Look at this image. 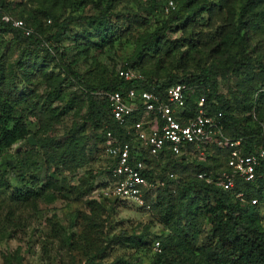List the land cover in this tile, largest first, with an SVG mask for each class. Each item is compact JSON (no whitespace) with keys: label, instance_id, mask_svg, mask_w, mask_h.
<instances>
[{"label":"trees","instance_id":"obj_1","mask_svg":"<svg viewBox=\"0 0 264 264\" xmlns=\"http://www.w3.org/2000/svg\"><path fill=\"white\" fill-rule=\"evenodd\" d=\"M32 1L41 2L44 8L33 9L29 0H18L24 14L17 16L9 10L8 0H0V202L8 209L0 223V232H8L7 237L16 238L8 228L22 225V214L17 211L37 212L43 201L53 203L61 195L65 198L78 195L77 185L62 176V168L73 171L87 159L97 157L100 150L104 151L103 144L100 146L94 140L86 141L87 136H80L81 132L90 128L104 144L107 143L108 131L120 140H130L128 128L113 120L108 101L100 94L105 91L126 92L131 88L141 91L155 87L163 93L166 87L185 83L194 90V95L188 99L189 114L196 112L199 96L206 95L207 111L210 114L223 113L224 133L234 140H241L245 154L264 148V51L255 50L252 46L254 41H264L263 34L256 35L264 29V0H173L176 7L168 12L171 0L167 1L160 7V14L166 18H160L154 32L142 36L134 53L124 62L123 67L141 71L144 80L127 81L119 77L116 70L115 77L101 83L88 82L73 69L72 63H67L68 45L64 42L70 36L72 24L87 22L95 32H85L83 37L77 35L74 40L77 45L86 41L82 50L84 53H88L87 44L100 51L115 45L118 25L111 23L110 18L114 14L110 12L122 0H98L96 8L100 14L88 15L72 14L77 0H62L72 11L62 21L60 11L56 12V7L51 5L59 0ZM91 1L83 0L85 5ZM134 1L140 5L138 15L153 9L148 2L146 6L139 0ZM237 3L242 12L239 20L229 25L227 35L217 30L211 39L212 44H216L215 48H219L229 47L232 35L238 38L241 59L232 62L230 67L238 80L234 95L239 97L235 96L232 100L229 94L220 91L219 70L215 66L202 67L196 72L190 69L170 74L148 67L152 53H159L165 45H170L168 49L171 50L180 44V41L167 42L169 31L193 32L195 24L212 27L214 20L225 11L233 17L237 12ZM5 14L24 20L33 28V34L26 36L20 29L5 22ZM125 20L130 22L128 17ZM52 24L57 31L45 36L43 32ZM92 38H97L98 42H92ZM15 40L23 43L24 49L13 59L11 46ZM30 49L45 51L58 61L64 72L82 89L83 104H79L76 95L56 107L41 101L43 93L38 91L39 83L35 80L40 77L49 79L52 74L46 69L48 63L42 59L44 57L28 61V57L32 56ZM232 50L236 49L229 52ZM250 52L258 54L254 61L249 56ZM79 107L85 108L82 123L74 121L68 132L59 134L56 128L64 124V115L76 109L80 117ZM236 110L244 112L245 116L238 117L234 113ZM33 117L38 119L36 131L28 125L29 118ZM30 136L37 140L36 145L30 143ZM19 144L21 149L15 152ZM229 155V149L214 145L212 150L209 149L206 161L184 159L161 163L147 156L149 164L155 162V167L148 172L150 177L158 175L167 182L164 188L159 189L156 198L150 200L152 209L148 212L169 233L151 237V225H146L141 233H129L125 229L116 231L117 224L112 221L113 210L125 202L104 197L103 200L89 199L86 210L77 212L71 219L72 226L79 224L81 228L79 234H70L66 240L73 252L71 264H76L77 255L80 256L78 264H264V224L260 209V204L264 203V161L257 168L254 181L238 179L233 190H224L197 177L200 172L209 173L224 168ZM105 161L103 176L110 164L108 158ZM44 165L49 171L45 181L40 177ZM168 172L174 173L175 177L170 179ZM240 192L244 193V199L237 197ZM254 199L257 200L255 204L252 203ZM56 217L51 221L50 230L51 237L58 239L62 234V225ZM206 225L210 226L208 231ZM155 240L161 241L162 250L154 253L150 263H145L140 257L117 256L110 260L121 245L153 248Z\"/></svg>","mask_w":264,"mask_h":264},{"label":"rangeland","instance_id":"obj_2","mask_svg":"<svg viewBox=\"0 0 264 264\" xmlns=\"http://www.w3.org/2000/svg\"><path fill=\"white\" fill-rule=\"evenodd\" d=\"M18 0H8L9 10L17 16L24 14L23 8L19 5ZM108 1V0H106ZM146 6L153 5L152 10H144L141 12V18L137 14L140 12V5L134 0H122V2L115 6L111 10L112 17L111 23L118 25L117 29V41L115 45L105 48V50H96L94 46L87 44L88 53H84L83 45L85 40L80 45L74 43L75 37H83L84 33H94V28L90 27L87 22H76L72 24L70 28V36L68 40L64 42L66 51L68 53L65 60L67 63L73 64V69L81 75V77L88 82L101 83L103 81H109L115 77L116 70L123 66L125 61L130 57L136 48V43L140 41L142 36L146 33H152L159 26L160 18H163L160 7L169 0H139ZM151 1V2H150ZM96 2L98 0H92L87 5L83 0H77L74 2V11H70L69 5L65 6L62 0L57 3L53 1L51 5L55 6V11H60L62 16L68 17L69 13H76L84 15L88 14H100V11L96 8ZM148 2V3H147ZM69 3V2H68ZM147 3V4H146ZM29 5L33 9H43L44 5L41 2L29 0ZM237 12L232 17L231 14H227L226 11L223 14H219L220 17L214 20L213 26L207 25H194V31L184 32L183 30L169 31L167 33V42L172 43L180 41L178 46H175L171 50L168 46L160 50L159 53H152V57L147 64L150 69H158L166 71L168 74L172 72L184 73L191 69V71H200L202 67L215 66L219 70L218 81L220 84V91L229 94L232 100L236 89L238 88L237 76L230 67L232 62L240 60L241 56L238 52V38L232 35L229 39V47L221 46L215 48L216 44H212V37L218 32L226 34L230 31L229 25L232 22H237L241 16L240 4H236ZM129 18L130 22H127L125 18ZM165 17V16H164ZM166 18V17H165ZM53 21V19L51 18ZM138 20H142L138 23ZM54 22V21H53ZM264 25V24H263ZM133 27V28H132ZM57 31V27L50 26L47 31L43 33L45 36H50ZM264 35V29L257 32L256 35ZM12 37V36H11ZM10 37V38H11ZM219 38V37H217ZM12 39V38H11ZM19 41V40H18ZM92 42L97 43V38H92ZM252 46L255 50L264 51V41H254ZM24 49L23 43H15L11 46V50L14 51L13 59H16L21 51ZM231 49L232 50L229 52ZM32 56L28 57V61L32 58L45 59L48 63L46 66L51 77L45 79L40 77L36 79L39 83L38 91L43 93L41 101H46L51 107L64 105L71 96L76 95L79 104H83L84 95L82 89L78 83L64 72L58 61L48 56L45 51L33 50ZM248 52V51H247ZM150 53V51L148 52ZM249 53V52H248ZM256 53L250 52L249 56L253 59L257 58ZM264 61V60H263ZM226 73L224 74L223 72ZM75 93V94H73ZM81 110L80 117L78 116L76 109L69 111L67 115L62 118L63 125H58L56 128L59 134L68 132L74 125V121L82 123V117L85 113V108L79 107ZM234 113L238 117L243 118L244 112L236 110ZM28 125L32 131H36L38 127V119L35 117L29 118ZM86 135L87 140H94L100 146L104 143L101 141V137L90 128L81 132L80 136ZM37 141V140H36ZM37 144V143H36ZM103 148V147H102ZM101 148V149H102ZM16 151L21 149V144L15 147ZM104 149V148H103ZM102 149V150H103ZM101 151V150H100ZM98 152V156L95 158L87 159V162L79 164L73 171L62 168V176L70 180V183L77 185L78 195H72L71 198H65L61 195L58 200L53 203L41 202L39 210L34 211H17L21 216L22 225H16L13 228H8L11 234L16 235V238H9L8 232L3 234L0 232V264H71L73 252L70 251L69 245L66 242L67 237L70 234H79L81 228L79 224L77 226L71 225V219L79 211L86 210V202L89 199L103 200L100 194V189L103 187L105 173L104 165L106 164L104 151ZM54 169V168H53ZM46 165L43 166L40 171V177L45 181L46 175H48ZM102 175V176H101ZM72 179V181H71ZM16 184V181H13ZM91 187V188H90ZM90 189V190H88ZM7 204V203H6ZM9 205V204H8ZM0 202V223L3 215L8 211L7 206H3ZM110 207V206H108ZM263 224H264V203L260 204ZM113 223L117 224L115 230L125 229L127 232L141 233L144 232L146 225H151V237H156L160 234H168L169 230L164 225L160 224L155 217L148 211L137 208L128 203H122L113 210ZM54 216L59 219L62 229L61 236L58 239L51 237V221H54ZM79 223V221H78ZM210 229L209 225H206V230ZM1 230V229H0ZM155 251L150 248H138L133 245H121L119 246L110 260L117 256L125 257H140L145 263H150ZM19 258H18V257ZM80 256L77 255L75 263L78 264Z\"/></svg>","mask_w":264,"mask_h":264},{"label":"built area","instance_id":"obj_3","mask_svg":"<svg viewBox=\"0 0 264 264\" xmlns=\"http://www.w3.org/2000/svg\"><path fill=\"white\" fill-rule=\"evenodd\" d=\"M173 0L169 7L175 9ZM3 20L30 36L34 30L22 19L5 14ZM51 22V21H49ZM124 66V65H123ZM120 66L119 77L127 81H142L144 74L134 67ZM111 116L120 126L127 127L130 140H120L113 132H107V143L103 145L104 156L110 160L106 167L100 194L104 198L123 201L145 211L152 209L151 199L156 198L159 189L166 186V180L151 178L149 171L155 167L150 159L165 163L184 159L206 161L213 146L229 149L230 155L224 168L209 173L200 172L197 177L206 183L224 190H233L237 180L254 181L257 168L264 161V148L245 154L242 141L234 140L224 133L223 113L210 114L206 108V95H200L197 110L189 114L188 99L194 95L192 87L176 83L160 93L155 87L148 90L131 88L126 92L105 91ZM137 115V118H134ZM170 179L174 173L168 172ZM237 197L244 199L243 192ZM253 204L257 200L252 201ZM153 249L161 252L160 240H155Z\"/></svg>","mask_w":264,"mask_h":264},{"label":"water","instance_id":"obj_4","mask_svg":"<svg viewBox=\"0 0 264 264\" xmlns=\"http://www.w3.org/2000/svg\"><path fill=\"white\" fill-rule=\"evenodd\" d=\"M29 141H30V143H31L32 145H36V143H37L36 139H34L33 136H30V137H29Z\"/></svg>","mask_w":264,"mask_h":264}]
</instances>
